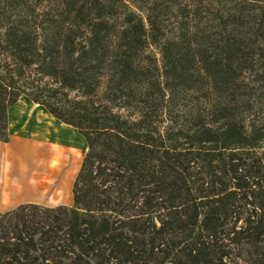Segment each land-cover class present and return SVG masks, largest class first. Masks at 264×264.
<instances>
[{"label": "trees", "instance_id": "1", "mask_svg": "<svg viewBox=\"0 0 264 264\" xmlns=\"http://www.w3.org/2000/svg\"><path fill=\"white\" fill-rule=\"evenodd\" d=\"M23 98L85 149L0 264H264V0H0L1 144Z\"/></svg>", "mask_w": 264, "mask_h": 264}, {"label": "crops", "instance_id": "2", "mask_svg": "<svg viewBox=\"0 0 264 264\" xmlns=\"http://www.w3.org/2000/svg\"><path fill=\"white\" fill-rule=\"evenodd\" d=\"M21 103L22 99L9 111V143H0V216L21 206H40L42 178L38 155L41 153V142L44 143L48 155L50 151L58 150L63 156L60 163L48 157L50 179L57 178L60 166L70 165L71 159L78 158V149L74 147L76 141L82 146L85 145L75 130L61 125L44 109L29 101ZM82 162L83 158L77 170L71 165L61 178L58 191L62 197L57 195V199H66L70 205L57 207H72V188ZM64 181L69 184L65 195L60 191Z\"/></svg>", "mask_w": 264, "mask_h": 264}, {"label": "rangeland", "instance_id": "3", "mask_svg": "<svg viewBox=\"0 0 264 264\" xmlns=\"http://www.w3.org/2000/svg\"><path fill=\"white\" fill-rule=\"evenodd\" d=\"M23 102H28L27 99L23 98ZM20 104V105H21ZM42 141L44 139L42 138ZM42 148L41 153L38 155V159L40 160V170H41V178H42V191H41V204H39L41 207L45 208H55L60 205H70V202H66V199L59 200L57 199V195L62 197L60 192L58 191V185L60 183L61 178L64 177L65 172L69 169V167L75 166L76 170L78 169L80 160L83 158L84 148L85 145H80L78 141L75 142V148L78 149L79 155L76 160L71 159L70 165L60 166L58 168L57 178L56 179H50V165L48 164V154L46 152V148L44 146V143L41 142ZM37 167V166H36ZM58 191V192H57ZM72 204V203H71Z\"/></svg>", "mask_w": 264, "mask_h": 264}, {"label": "bare ground", "instance_id": "4", "mask_svg": "<svg viewBox=\"0 0 264 264\" xmlns=\"http://www.w3.org/2000/svg\"><path fill=\"white\" fill-rule=\"evenodd\" d=\"M50 159L55 161L56 163H60L61 159L63 158L62 154L57 151H50V154L48 155ZM68 183L64 181V184L61 186L60 191L65 195L66 190H68Z\"/></svg>", "mask_w": 264, "mask_h": 264}]
</instances>
